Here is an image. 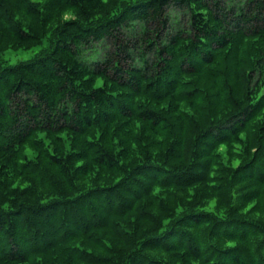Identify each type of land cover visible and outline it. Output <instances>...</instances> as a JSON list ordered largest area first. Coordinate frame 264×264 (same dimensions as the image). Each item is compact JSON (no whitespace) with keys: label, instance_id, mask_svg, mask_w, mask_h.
Returning a JSON list of instances; mask_svg holds the SVG:
<instances>
[{"label":"trees","instance_id":"trees-1","mask_svg":"<svg viewBox=\"0 0 264 264\" xmlns=\"http://www.w3.org/2000/svg\"><path fill=\"white\" fill-rule=\"evenodd\" d=\"M0 264H264V0H0Z\"/></svg>","mask_w":264,"mask_h":264},{"label":"rangeland","instance_id":"rangeland-1","mask_svg":"<svg viewBox=\"0 0 264 264\" xmlns=\"http://www.w3.org/2000/svg\"><path fill=\"white\" fill-rule=\"evenodd\" d=\"M35 50L37 49H31V50H19V51H13V50H8L5 54L6 58L11 61V62H16L19 60H25L34 54Z\"/></svg>","mask_w":264,"mask_h":264}]
</instances>
